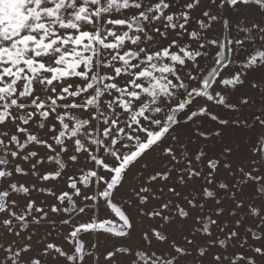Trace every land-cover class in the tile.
<instances>
[{
    "label": "snow or ice",
    "instance_id": "obj_1",
    "mask_svg": "<svg viewBox=\"0 0 264 264\" xmlns=\"http://www.w3.org/2000/svg\"><path fill=\"white\" fill-rule=\"evenodd\" d=\"M137 220L105 264H264V0H0V264Z\"/></svg>",
    "mask_w": 264,
    "mask_h": 264
},
{
    "label": "rangeland",
    "instance_id": "obj_2",
    "mask_svg": "<svg viewBox=\"0 0 264 264\" xmlns=\"http://www.w3.org/2000/svg\"><path fill=\"white\" fill-rule=\"evenodd\" d=\"M246 15L248 17V20H258L260 19L259 13L256 12L254 9L253 10H248L246 11ZM214 34L217 36H222L223 38H229L230 37V33L227 30H224L222 25H216L214 26ZM209 65H211V60L207 61L204 65L205 68H208ZM43 154V151H42ZM25 168H27L28 166L25 164L23 165ZM18 179H20L21 181L23 180H31V177H18ZM62 184V182H61ZM23 203V201H21ZM101 215H103V213H101ZM159 221H149V220H145L143 222V225H141L140 221L137 220L136 222V230L133 231L131 237L126 238V239H118L115 237H112L110 235H98L96 233H91V234H83L82 235V239H84L87 244L89 245V248L87 249L88 251H94V254H98L100 255V261L99 264H105V261L103 259V255L106 253V251L108 250H112L114 247H121V246H137L141 244V227L143 228H147L150 224L153 227H156L159 225ZM32 232L34 233V240H54L56 243L58 244H63V237L62 235H58V231H59V226L57 227V230L52 232L51 236H48L47 233L49 231V228L46 225H42V226H36V227H32L30 230H26L25 233H22V235H27L28 232ZM66 231V230H65ZM0 236H3V232L0 231ZM5 239H12V237H5ZM179 242L181 244L184 243L182 237H179ZM2 242V241H0ZM21 243H23L24 241H20ZM97 244L98 247L95 250H92L90 245L91 244ZM65 248H68L67 244H64ZM42 247V245H41ZM35 251V249H34ZM117 260L121 262V264H128L127 259L124 258V256L119 255L117 257ZM94 264V262H93Z\"/></svg>",
    "mask_w": 264,
    "mask_h": 264
}]
</instances>
